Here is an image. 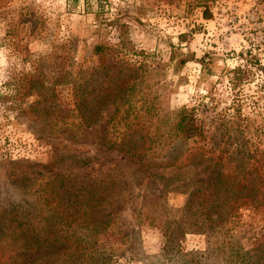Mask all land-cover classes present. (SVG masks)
<instances>
[{
    "label": "rangeland",
    "instance_id": "rangeland-1",
    "mask_svg": "<svg viewBox=\"0 0 264 264\" xmlns=\"http://www.w3.org/2000/svg\"><path fill=\"white\" fill-rule=\"evenodd\" d=\"M134 80L136 99L157 98L162 113L193 109L201 125L203 141L163 158L210 148L206 157L225 156L241 142L264 163V0H0V210L30 206L55 175L92 190L115 179L126 185L112 207L94 214L111 218L89 241L94 255L107 264H222L204 235L186 234L167 249L165 234L196 188L188 183L210 180L218 168L203 161L174 175L128 164L100 144L110 125L85 126L73 112L79 85L82 98L94 99ZM59 115L65 124L43 122ZM161 191L165 209L146 210L167 225H140L142 206ZM227 225L233 245L251 254L264 244V203L237 202Z\"/></svg>",
    "mask_w": 264,
    "mask_h": 264
},
{
    "label": "trees",
    "instance_id": "trees-1",
    "mask_svg": "<svg viewBox=\"0 0 264 264\" xmlns=\"http://www.w3.org/2000/svg\"><path fill=\"white\" fill-rule=\"evenodd\" d=\"M103 50L97 47L94 52L103 53ZM137 82L134 80L117 91L115 85L113 97L109 92L94 99L82 98L85 91L81 90L83 84L79 85L73 112H79V121L85 126L99 120L110 125L109 131L101 133L103 140L100 144L121 154L128 164L144 169L178 170L174 175H181L179 170L199 166L203 161L207 162V169L218 168L210 180L196 179L188 183L187 187L196 188L189 194L187 204L174 223L175 230H165L167 249L170 242H179L186 234H200L207 242H214L222 264H264V244L258 245L251 252L253 255L249 251L242 252L240 247L233 245V227L227 225L237 202L252 197L253 201L264 203V163L254 160L253 153L241 142L236 144L234 152L225 156L214 151L206 157L210 148L206 152L189 150L181 156L163 158L170 151L175 153L182 143H196L198 138L199 142L203 141L201 125L197 124L193 109L182 107L162 113L157 98L148 100L140 96L136 99L140 84ZM42 119L37 118L40 122ZM43 122L54 126L58 122L65 124L66 119L59 115L43 119ZM232 128L225 126L223 131ZM215 145L213 143L212 148L217 150ZM166 149L168 151L164 152ZM188 171L190 169L186 173ZM153 177L163 179L164 176L153 174ZM65 181L66 176L55 175L41 185L30 206L26 202L27 206H9L0 210V264H107V260L92 253L89 241L99 233L100 227L109 224L111 214L105 216L110 219L101 222L93 217L116 203L119 190L126 183L111 179V185H106L109 183L102 184L99 180L102 185L92 190ZM201 191L206 193L200 196V203H192L194 196ZM152 196L151 203L144 204L138 213L140 225L164 229L167 225L164 216L155 215L153 209L152 212L146 210L148 206L161 211L165 209L164 192Z\"/></svg>",
    "mask_w": 264,
    "mask_h": 264
}]
</instances>
